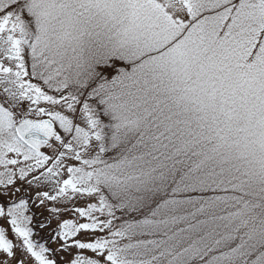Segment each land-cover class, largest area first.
Listing matches in <instances>:
<instances>
[{
  "label": "snow or ice",
  "instance_id": "1",
  "mask_svg": "<svg viewBox=\"0 0 264 264\" xmlns=\"http://www.w3.org/2000/svg\"><path fill=\"white\" fill-rule=\"evenodd\" d=\"M0 264H264V0H0Z\"/></svg>",
  "mask_w": 264,
  "mask_h": 264
}]
</instances>
